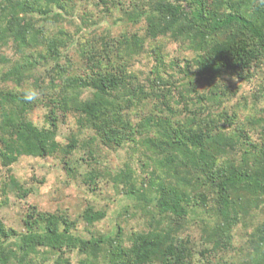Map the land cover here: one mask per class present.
Returning <instances> with one entry per match:
<instances>
[{
	"label": "trees",
	"instance_id": "obj_1",
	"mask_svg": "<svg viewBox=\"0 0 264 264\" xmlns=\"http://www.w3.org/2000/svg\"><path fill=\"white\" fill-rule=\"evenodd\" d=\"M81 2L99 20L66 29ZM116 10L113 24L128 31L86 30ZM145 55L148 74L134 70ZM234 79L253 81L258 115L230 112ZM38 108L42 126L29 117ZM71 118L77 131L61 142ZM127 146L116 173L83 176L88 192L102 177L128 201L112 228L98 227L108 202L75 216L30 205L21 230L0 217V264H264V0H0V214L11 195L34 191L13 173L21 157L55 158L75 176L78 150L76 162L98 165L102 148Z\"/></svg>",
	"mask_w": 264,
	"mask_h": 264
},
{
	"label": "rangeland",
	"instance_id": "obj_2",
	"mask_svg": "<svg viewBox=\"0 0 264 264\" xmlns=\"http://www.w3.org/2000/svg\"><path fill=\"white\" fill-rule=\"evenodd\" d=\"M84 4L85 9L82 6L76 8L74 19L75 21H64L62 24L66 29L73 31L75 28V24H78L79 21L82 20V16H86L87 14H92L95 17V20H99L100 14L98 7L95 5H88L86 2H81ZM82 9V11H81ZM101 9V7H99ZM81 11V12H80ZM80 12V13H79ZM87 12V13H86ZM86 14V15H85ZM115 18L108 19L102 24H94L89 26L86 29L88 32H98L100 34L106 26H111V29L116 32L117 34L124 33L130 29L129 27H125L124 23L122 24H113V21L116 18H120L122 14L116 10L115 11ZM74 23V24H73ZM167 50L172 53V55H176L173 51L175 50V45H171V43L167 44ZM72 46L70 48L71 55H73L74 60H77V65L80 64L79 59V52L77 48ZM11 54V52H9ZM134 70L146 72L147 74L150 70L153 69L154 63L150 61V56L145 55L139 57L134 62ZM234 79V86L235 90H237V85L240 84L241 89L236 95L227 96L226 104L229 106L230 112L235 110L240 114L241 120L249 116H255L259 113L256 112V108L254 107L251 101V91L254 88V83L252 82H244L241 83ZM47 110L45 108H38L32 113H30V119L37 125L42 126L45 125V114ZM69 125H62L60 126V134H59V141L66 142V137L70 133L71 130L77 131V124L76 121L72 118L70 119ZM87 139L88 136H85ZM82 150H78L74 157L73 166L77 168V173L75 176H69L62 168V164L60 160L55 158H49L48 160H39L33 157L23 156L19 159V161L13 166V173L21 182L27 184V187L34 188V191L28 195L24 199H18L15 196L11 195L8 199L7 205L2 208L0 217L3 221L15 227L16 229H22L21 224V216L26 212L27 207L30 205H37L43 211H55L58 208H67L71 214L74 216L77 215L81 210H83L86 204L92 203L97 206H103L107 204L110 205V213L108 218H106L102 223L99 224V228L109 229L112 228V224L114 219L117 217L118 213L128 204V201L121 197L120 195L116 194L114 188L105 182H108V179H98L100 189L97 194L88 192L87 188L83 183V176L85 173L90 169H102L105 172H110L111 174L116 173L121 167H123L126 162L131 157V151L129 147H124L120 149H107L102 148L97 156V162L99 163L96 165V161L88 163H78V159L83 155ZM6 171L0 168V188L1 182L6 179ZM36 180H33L32 178ZM5 195L2 196L1 189H0V203L5 199ZM111 201V202H110ZM128 221L131 224H135L137 220L134 217H128ZM79 232L85 234L83 231V225L81 224L79 227ZM245 236V235H244ZM244 238L245 237H238L235 242L236 250L232 255L235 253L240 254L242 249L244 248ZM74 262L76 264V255H73Z\"/></svg>",
	"mask_w": 264,
	"mask_h": 264
},
{
	"label": "clouds",
	"instance_id": "obj_3",
	"mask_svg": "<svg viewBox=\"0 0 264 264\" xmlns=\"http://www.w3.org/2000/svg\"><path fill=\"white\" fill-rule=\"evenodd\" d=\"M38 93L35 90H30L28 92H26L25 95V99H27L28 101H34L37 99Z\"/></svg>",
	"mask_w": 264,
	"mask_h": 264
}]
</instances>
